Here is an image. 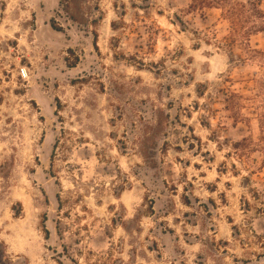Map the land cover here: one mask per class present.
I'll use <instances>...</instances> for the list:
<instances>
[{"label":"rangeland","instance_id":"rangeland-1","mask_svg":"<svg viewBox=\"0 0 264 264\" xmlns=\"http://www.w3.org/2000/svg\"><path fill=\"white\" fill-rule=\"evenodd\" d=\"M97 2L93 27L0 0V264H264L262 156L232 149L261 134L264 32L250 54L220 9Z\"/></svg>","mask_w":264,"mask_h":264},{"label":"trees","instance_id":"trees-1","mask_svg":"<svg viewBox=\"0 0 264 264\" xmlns=\"http://www.w3.org/2000/svg\"><path fill=\"white\" fill-rule=\"evenodd\" d=\"M92 4V5H91ZM60 7L71 21L77 23H88L89 26H98L103 20L101 10L97 0H60ZM220 9L223 16L231 24L230 34L224 38L227 46H233L240 43L247 47L253 34L264 32V12L261 10L260 0H248L247 2L237 0H190V9L204 12L205 9ZM88 18V19H87ZM88 21V22H87ZM52 28L56 31H62L60 25L52 21ZM250 54H260L256 50H251ZM257 88L264 93V84L261 81L256 82ZM243 95L232 93L228 97L229 108L238 119H243L241 114ZM260 109L264 110V104ZM260 117V137L257 140L253 138H244L242 141L232 145L235 155L240 161H246L251 153H259L262 156L264 165V113L258 114ZM251 195L254 200H259V193L251 189ZM242 207L245 211H250L251 204L247 198H242ZM253 232V231H252ZM254 238L264 247V235L254 233Z\"/></svg>","mask_w":264,"mask_h":264},{"label":"built area","instance_id":"built-area-1","mask_svg":"<svg viewBox=\"0 0 264 264\" xmlns=\"http://www.w3.org/2000/svg\"><path fill=\"white\" fill-rule=\"evenodd\" d=\"M22 73L25 74V70H23Z\"/></svg>","mask_w":264,"mask_h":264}]
</instances>
